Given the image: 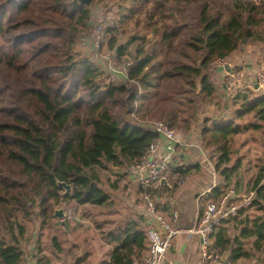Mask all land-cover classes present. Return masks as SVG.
Masks as SVG:
<instances>
[{
    "label": "trees",
    "instance_id": "trees-1",
    "mask_svg": "<svg viewBox=\"0 0 264 264\" xmlns=\"http://www.w3.org/2000/svg\"><path fill=\"white\" fill-rule=\"evenodd\" d=\"M120 1V17L106 29V46L125 69L124 81L114 82L76 51L95 0H0V264H22V221L35 212L44 224L60 207L71 206L76 216L79 206H106L110 194L101 170L138 164L157 138L148 126L155 119L176 130L192 129L201 105L217 95L211 62L264 39V29H258L264 25V0ZM229 102L228 119H203L200 129L203 146L218 152L214 169L222 179L207 193L208 201L230 188L242 193L230 186L238 167L230 166V142L247 116L264 121V95L248 89ZM262 164L247 185L255 192L251 203L209 235L233 264L264 263V152ZM197 167L173 170L181 179ZM58 182L70 192L63 193ZM250 209L261 214L251 215ZM72 220L78 225L77 217ZM59 222L64 227L70 219ZM102 234L115 244L101 264H131L146 253L145 229L134 221ZM51 240L53 255L61 254L57 237ZM88 255L90 249L72 263L49 255L34 260L85 264Z\"/></svg>",
    "mask_w": 264,
    "mask_h": 264
},
{
    "label": "rangeland",
    "instance_id": "rangeland-1",
    "mask_svg": "<svg viewBox=\"0 0 264 264\" xmlns=\"http://www.w3.org/2000/svg\"><path fill=\"white\" fill-rule=\"evenodd\" d=\"M120 2V0H95V2L91 5L92 16L90 19L91 24L89 29L86 35L81 37V39H79L76 43V51L79 52L81 56L87 57L96 62L105 71L106 79H111L114 82H121L124 80L122 75L119 74L122 70L120 63L116 61L113 57L112 51L108 50L106 46V29L109 27L113 19L115 20V23L119 19L120 15L117 6L120 5ZM258 29H264V25H261ZM261 35L264 36V30L261 32ZM126 37L127 36L123 37L121 40L124 41ZM241 48L240 54L246 53L249 56L254 54V56L258 59L257 61L264 59V39L262 42L259 40L251 41L250 43L241 46ZM217 87V95L212 97L211 102H205L202 104L198 111L197 119L192 124V128H194L195 132H197V130H199V128L203 125V119L222 121V119H228V117L232 114V109L223 111L222 104L225 102V97L220 92L219 85ZM222 111L223 113L219 114ZM156 120L157 119L153 121ZM254 123H260V128L253 129L252 125ZM240 124L244 129L235 135L230 142L232 153L230 166L238 165L236 176L231 179L230 186L235 187L236 189H239L237 187L239 186V190L242 192L240 194H246L254 191L250 190L252 186H249L247 189V185L248 183L253 182L260 167L263 165L264 121H260L254 115H249L247 118L241 120ZM207 125L211 126L212 121L208 122ZM196 140H198L200 145H202L201 148L205 152L207 160L211 157V160H209L211 164L210 166L208 165V170L210 172L208 171V173L209 175H212V168L214 169L215 167L213 160L218 155L216 150L204 147L201 139H199L197 135L194 139H191L193 145L186 147L187 150L184 151H190L193 155L196 152L199 153L202 151L197 147L196 143L198 142ZM189 144H191V142ZM210 153L212 155H210ZM210 167L212 168L210 169ZM111 171L112 170L110 168L101 170V174L105 181L109 179L107 178V175H110L109 177L113 175ZM111 179L113 180L114 178ZM220 180L222 181V179ZM71 210H73L71 206H67V209H63L65 214L64 217L70 219L68 225L64 227L60 225V218L57 216L56 218H49L44 224H42V219L36 212L30 221H22V223L26 225V233L22 244L24 251L22 264H31L36 257H40L41 255H49L53 261L72 263L76 258H82L86 251H89V239L91 233L88 232L89 227L85 225L83 218L89 216V214L92 213L91 211L93 208H90V206H79L76 209V216H73ZM248 212L251 215L261 214V212H257L254 209H250ZM74 217L78 218V225L72 220ZM53 236L57 237L64 249V251L59 255H53L54 253L51 251L53 250V243L51 240ZM92 238L94 239V236ZM74 243L77 246H75ZM245 245L246 248L250 247V243H246ZM102 251L103 249H100L99 247L97 252L100 254ZM85 258H87L85 264H94L92 259L93 256L91 258L88 255ZM236 264L254 263L251 260L245 259L237 262Z\"/></svg>",
    "mask_w": 264,
    "mask_h": 264
},
{
    "label": "crops",
    "instance_id": "crops-1",
    "mask_svg": "<svg viewBox=\"0 0 264 264\" xmlns=\"http://www.w3.org/2000/svg\"><path fill=\"white\" fill-rule=\"evenodd\" d=\"M242 49V48H241ZM241 49L233 52L226 60H228L227 70L236 69L243 70L248 80H254L255 66L257 57L254 54H240ZM220 73V72H219ZM120 74V73H119ZM221 74V73H220ZM213 82L219 85L220 92L222 89V76L212 71ZM224 91V89H222ZM230 102L225 99L223 105L224 110H230ZM220 112L219 114L223 113ZM200 129L195 132L194 128L189 131L176 130L180 143L177 146L175 154H171L168 158V171L171 180L177 184L170 190L154 193V201L156 209L166 218H170L173 211H177L180 217V225L184 228L192 227L205 204L210 199L207 193L210 192L220 182V177L212 168L213 174L209 175L208 165L210 166L211 157H205V152H196L194 155L187 150L186 147L193 145L191 139L197 135L200 139ZM200 143L198 140H196ZM191 142V144H189ZM166 151L163 149L161 155L164 156ZM205 157V159H204ZM206 162H205V161ZM187 167L197 165V169L192 170L184 178L179 179L178 173L173 169L179 166ZM113 173L108 181H104L103 187L110 194L107 205L102 208H93L89 216L83 218L85 225L89 227L88 232L91 233L89 239L90 257L93 256L94 264H101L107 260L110 251L114 247V242L110 239L109 232L124 227L128 222L134 221L144 229L149 225V219L145 215L146 203L142 196V190L135 178V175L128 170L109 167ZM210 172V171H209ZM111 178H114L113 180ZM67 209V207H61ZM69 208V207H68ZM81 222V220H80ZM107 235V236H106ZM94 236V239L92 238ZM199 238L193 234L182 233L174 237L172 245L167 255V264H202L198 252ZM103 249L99 254L98 248ZM95 252V254H94ZM146 251H144L145 253ZM143 253V254H144ZM146 254V253H145ZM144 254V255H145ZM31 264H36L33 260ZM236 264V263H235Z\"/></svg>",
    "mask_w": 264,
    "mask_h": 264
},
{
    "label": "built area",
    "instance_id": "built-area-1",
    "mask_svg": "<svg viewBox=\"0 0 264 264\" xmlns=\"http://www.w3.org/2000/svg\"><path fill=\"white\" fill-rule=\"evenodd\" d=\"M227 63L228 60L225 58H215L211 62L212 71L222 76L224 91L221 89V93L225 99L230 100L248 89L254 90L257 95H264V59L258 61L255 66L253 82L248 80L243 70H227L225 68ZM122 71L125 73L124 68L121 73ZM148 126L156 132L157 138L151 142L139 163L131 167L146 203L145 215L149 219V225L145 229L147 248L146 254L135 258L131 264H167L172 240L182 233L193 234L199 238L198 252L202 264H233L213 246L209 235L222 220L234 216L240 207L248 206L255 192L240 194L232 188L226 189L218 200L205 204L192 227L184 228L180 225L179 213L176 210L172 212L170 218H166L157 211L153 194L173 188V181L167 168L168 158L176 153L180 141L177 140L176 129L160 120L151 121ZM196 145L202 150L200 143ZM163 149L166 151L164 156L161 155ZM261 183L264 184V177Z\"/></svg>",
    "mask_w": 264,
    "mask_h": 264
},
{
    "label": "water",
    "instance_id": "water-1",
    "mask_svg": "<svg viewBox=\"0 0 264 264\" xmlns=\"http://www.w3.org/2000/svg\"><path fill=\"white\" fill-rule=\"evenodd\" d=\"M82 3H89L91 0H80ZM228 67V64H226V68ZM257 85H255L256 87ZM59 187H63L64 191L63 193H69L70 192V186L68 184H65L63 182H58ZM55 215L59 218H63L65 216L64 211L62 208H58L55 210Z\"/></svg>",
    "mask_w": 264,
    "mask_h": 264
}]
</instances>
